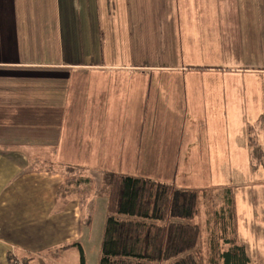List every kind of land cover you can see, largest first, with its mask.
<instances>
[{
  "label": "crops",
  "instance_id": "obj_1",
  "mask_svg": "<svg viewBox=\"0 0 264 264\" xmlns=\"http://www.w3.org/2000/svg\"><path fill=\"white\" fill-rule=\"evenodd\" d=\"M147 49L211 80L254 75L208 93L225 114L264 99V0H0V264H81L64 248L85 249V217L62 169L130 174L144 160Z\"/></svg>",
  "mask_w": 264,
  "mask_h": 264
},
{
  "label": "rangeland",
  "instance_id": "obj_2",
  "mask_svg": "<svg viewBox=\"0 0 264 264\" xmlns=\"http://www.w3.org/2000/svg\"><path fill=\"white\" fill-rule=\"evenodd\" d=\"M168 54L160 49H147L144 54L142 72L148 81L141 121L147 150L130 174L147 170L153 178L170 182L177 189L198 192V213L193 222L201 226L198 252L205 264H222L221 253L229 246L225 239L234 237L246 245L252 264H264V159L249 152L250 140L264 142L260 129L264 126V99L253 98L261 102L255 107L243 96L245 108H230L231 113L225 114L227 109L218 108L208 95L217 94L212 90L222 83L235 89L240 84L249 90L254 75L232 73L224 80H211L205 68L188 67L186 57L185 66L174 70ZM257 83L263 87L264 77ZM81 177L89 179L88 184L71 179L62 192L63 196L83 197V216L92 214L83 230V244L86 264H98L107 199L97 195L101 184L98 174ZM218 212L225 214L226 228L216 223ZM215 233L225 236L219 241ZM147 235V229L132 232L143 241ZM75 255L78 261L79 253Z\"/></svg>",
  "mask_w": 264,
  "mask_h": 264
},
{
  "label": "trees",
  "instance_id": "obj_3",
  "mask_svg": "<svg viewBox=\"0 0 264 264\" xmlns=\"http://www.w3.org/2000/svg\"><path fill=\"white\" fill-rule=\"evenodd\" d=\"M250 141L258 153L257 143ZM62 170L66 181L84 178L81 166L67 164ZM101 173L97 195L106 197L107 214L98 264H205L198 252L201 226L193 222L198 213L196 190L177 189L170 182L142 175L106 170ZM83 182L88 184L89 179ZM79 201L82 207L83 197ZM91 216L83 218V230ZM215 220L226 228L225 214L218 212ZM140 229H147L144 241L132 236ZM221 235L214 234L216 240ZM225 242L229 246L221 253L222 264H252L244 243H238L235 237ZM74 245L79 246L81 264H86L85 249L79 241L64 248Z\"/></svg>",
  "mask_w": 264,
  "mask_h": 264
},
{
  "label": "built area",
  "instance_id": "obj_4",
  "mask_svg": "<svg viewBox=\"0 0 264 264\" xmlns=\"http://www.w3.org/2000/svg\"><path fill=\"white\" fill-rule=\"evenodd\" d=\"M11 264H27V259L15 255L12 257Z\"/></svg>",
  "mask_w": 264,
  "mask_h": 264
}]
</instances>
